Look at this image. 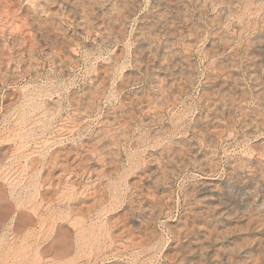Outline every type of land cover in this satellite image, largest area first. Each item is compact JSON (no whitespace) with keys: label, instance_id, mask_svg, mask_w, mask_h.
I'll return each instance as SVG.
<instances>
[{"label":"rangeland","instance_id":"obj_1","mask_svg":"<svg viewBox=\"0 0 264 264\" xmlns=\"http://www.w3.org/2000/svg\"><path fill=\"white\" fill-rule=\"evenodd\" d=\"M0 264H264V0H0Z\"/></svg>","mask_w":264,"mask_h":264},{"label":"bare ground","instance_id":"obj_2","mask_svg":"<svg viewBox=\"0 0 264 264\" xmlns=\"http://www.w3.org/2000/svg\"><path fill=\"white\" fill-rule=\"evenodd\" d=\"M34 1V0H33ZM109 1V0H108ZM116 1V0H115ZM96 2V1H95ZM198 4V3H197ZM217 4V3H216ZM55 5V4H54ZM127 6V5H126ZM132 6V5H131ZM232 6V5H231ZM117 7V6H116ZM129 7V6H128ZM79 8V7H78ZM93 8V7H92ZM105 8V7H104ZM127 10V9H126ZM126 12V11H125ZM121 13V12H120ZM129 13V12H128ZM42 14V13H41ZM114 14V13H113ZM112 14V15H113ZM59 15V14H58ZM159 15V14H158ZM178 16V15H177ZM112 17V16H111ZM106 19V18H105ZM168 19V18H167ZM124 21V20H123ZM190 23V22H189ZM258 26V24H257ZM106 29V28H105ZM159 31V30H158ZM219 32V31H218ZM247 34V33H246ZM112 35V34H111ZM235 35V34H234ZM229 37V36H228ZM117 38V37H116ZM124 38V37H123ZM251 38V37H250ZM162 41V40H161ZM163 42V41H162ZM170 49V48H169ZM122 75V74H121ZM217 76V75H216ZM225 77V76H224ZM225 97V96H224ZM47 99V98H46ZM40 118V117H39ZM43 120V119H42ZM44 121V120H43ZM31 129V128H30ZM27 161V160H26ZM90 225V224H89ZM94 225V224H93Z\"/></svg>","mask_w":264,"mask_h":264}]
</instances>
